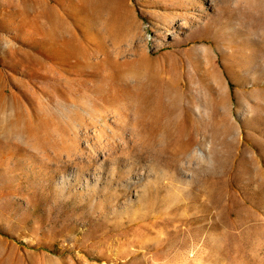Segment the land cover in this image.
<instances>
[{
    "label": "rangeland",
    "instance_id": "1",
    "mask_svg": "<svg viewBox=\"0 0 264 264\" xmlns=\"http://www.w3.org/2000/svg\"><path fill=\"white\" fill-rule=\"evenodd\" d=\"M0 80V264H264V0H0Z\"/></svg>",
    "mask_w": 264,
    "mask_h": 264
},
{
    "label": "bare ground",
    "instance_id": "2",
    "mask_svg": "<svg viewBox=\"0 0 264 264\" xmlns=\"http://www.w3.org/2000/svg\"><path fill=\"white\" fill-rule=\"evenodd\" d=\"M1 74H2V72H1ZM1 81V80H0ZM2 84H3V82H1ZM0 86H2V85H0ZM3 87V86H2ZM6 90V89H5Z\"/></svg>",
    "mask_w": 264,
    "mask_h": 264
}]
</instances>
